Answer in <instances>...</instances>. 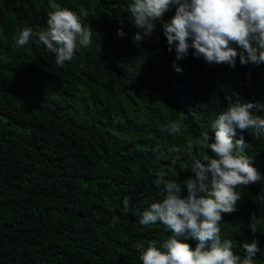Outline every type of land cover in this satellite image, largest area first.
Segmentation results:
<instances>
[{
  "label": "trees",
  "instance_id": "obj_1",
  "mask_svg": "<svg viewBox=\"0 0 264 264\" xmlns=\"http://www.w3.org/2000/svg\"><path fill=\"white\" fill-rule=\"evenodd\" d=\"M51 2L76 12L94 34L62 66L35 35L22 48L13 39L25 27L46 28L50 0H0V264H142L148 242L163 250L171 235L160 222L139 223L164 198L157 174L187 196L196 138L207 132L214 141L211 122L226 109L225 96L264 105V64L237 57L235 67L210 65L191 48L177 60L161 26L175 6L150 37L134 42L132 0ZM181 113L180 135L160 130ZM241 135L261 181L237 189L243 198L236 212L221 214V238L241 257L242 244L256 242L253 259L264 264V201L255 199L264 193V134L238 131L233 139Z\"/></svg>",
  "mask_w": 264,
  "mask_h": 264
},
{
  "label": "clouds",
  "instance_id": "obj_2",
  "mask_svg": "<svg viewBox=\"0 0 264 264\" xmlns=\"http://www.w3.org/2000/svg\"><path fill=\"white\" fill-rule=\"evenodd\" d=\"M173 6L174 16L161 26L168 50L175 46L177 60L191 48L195 57H202L210 65L235 67L237 57L241 65L264 64V0H132L128 12L139 30L134 42L150 37L157 22ZM49 7L52 11L48 13L46 28L34 33L32 28L25 27L13 39L16 47L22 48L35 35L55 54L56 64L62 66L74 58L78 47L88 48L94 34L76 12L51 0ZM117 35L122 37L125 33L118 29ZM173 67L182 71L175 64ZM225 100L226 109L211 122L214 141L209 142L207 132L196 138L200 151L190 166L195 179L183 182L187 196L181 198V185L175 179L165 180V173L157 174L155 184L157 188L163 186L164 198L150 203L141 213L139 223L148 226L160 222L171 235L162 244L163 250L156 247V241H149L140 255L142 264H256L253 259L259 251L256 242L242 244L243 257L234 254L233 242L221 238L220 222L222 213L237 211V202L243 198L237 189L261 181V174L244 154L248 147L244 136L233 138L238 131L251 130L257 139L264 134V118L254 114L256 110L264 111V105L244 102L236 93L225 96ZM184 127L181 113L180 119L160 130L176 136ZM186 146L189 151L194 147L191 142ZM204 150L214 155L210 157ZM169 151L179 153L180 149L173 146ZM255 199L264 201V193ZM123 203L127 209L129 198L125 197ZM251 219L250 228L256 232V218ZM188 239L197 241L194 249L183 242Z\"/></svg>",
  "mask_w": 264,
  "mask_h": 264
}]
</instances>
